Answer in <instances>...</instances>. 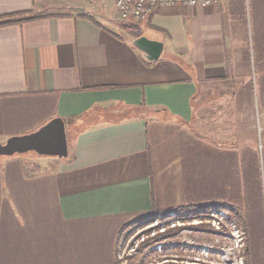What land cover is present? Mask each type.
Returning <instances> with one entry per match:
<instances>
[{
	"label": "crops",
	"instance_id": "obj_1",
	"mask_svg": "<svg viewBox=\"0 0 264 264\" xmlns=\"http://www.w3.org/2000/svg\"><path fill=\"white\" fill-rule=\"evenodd\" d=\"M113 1L0 0V18L36 17L0 26V142L58 117L68 146L65 158L0 156V264H114L126 224L209 204L237 210L254 264L258 142L207 143L194 119L202 93L226 86L218 99L247 94L243 111L252 102L264 120V0L159 7L133 29ZM138 36L162 42L157 60Z\"/></svg>",
	"mask_w": 264,
	"mask_h": 264
},
{
	"label": "rangeland",
	"instance_id": "obj_2",
	"mask_svg": "<svg viewBox=\"0 0 264 264\" xmlns=\"http://www.w3.org/2000/svg\"><path fill=\"white\" fill-rule=\"evenodd\" d=\"M248 3L249 11L252 12V0ZM117 18L121 20L119 16ZM100 22L103 23L102 20ZM122 22L131 29L136 24L135 21ZM137 26L141 29L144 25ZM252 38L256 55L258 40L256 35H252ZM258 83V88H260L259 80ZM215 90L211 88L202 93L204 97L198 101L200 104L196 106L197 116L194 123L197 122L198 133H202L207 143L222 146L240 144L242 148H238V151L241 152L252 146L256 149L257 146L254 144L258 142L257 167L255 163L250 162L248 168L253 172H258V178L251 186L256 192L258 191L257 194L262 196L261 218L254 223L256 237H261L264 227V153L262 155V149L264 152V120L259 117L260 115H253L257 113V106L254 108L252 102L251 110L243 111V99L247 98V94L244 98H236L231 104L230 98L218 99L220 96L225 95L224 98L230 96L227 94L229 89L226 86H222L218 96L214 94ZM209 96L216 98L208 99ZM258 107L260 111L264 108L261 100L258 101ZM235 110L237 112L233 114ZM242 113L244 115H241ZM247 113L249 115H246ZM236 118H239L238 124H236ZM18 155L37 156L35 158L38 159V155L32 152ZM233 161L236 163L234 158ZM219 162L222 164L223 175L229 174L230 154H223ZM233 209L235 208L229 205L209 204L183 207L171 213L161 212L138 217L120 229L116 240L114 264H234L238 256L245 264V257L248 256L246 255L245 235H242L243 246L239 254L237 256L236 253L230 254L234 244L232 234H235V230H239L240 235L242 231L238 226L231 225L234 222L239 223L237 210ZM252 209L257 218L258 206H253ZM155 221L158 222L157 225ZM171 223H175V227H167L164 232L156 234L154 239L150 236V233L159 229L158 225L166 226ZM142 237L147 238L143 242L139 241L140 244L135 247L136 240ZM253 249L254 264H264V241L260 240L259 243L253 245Z\"/></svg>",
	"mask_w": 264,
	"mask_h": 264
},
{
	"label": "water",
	"instance_id": "obj_3",
	"mask_svg": "<svg viewBox=\"0 0 264 264\" xmlns=\"http://www.w3.org/2000/svg\"><path fill=\"white\" fill-rule=\"evenodd\" d=\"M133 46L145 54L149 61L160 57L163 44L146 36L135 37ZM35 153L39 156L65 158L68 154L65 123L61 118H53L37 130L9 137L4 143L0 142V156H13Z\"/></svg>",
	"mask_w": 264,
	"mask_h": 264
},
{
	"label": "built area",
	"instance_id": "obj_4",
	"mask_svg": "<svg viewBox=\"0 0 264 264\" xmlns=\"http://www.w3.org/2000/svg\"><path fill=\"white\" fill-rule=\"evenodd\" d=\"M217 0H114V8L119 15L120 19L123 21H135L142 22L146 21L149 16L153 13L156 8L159 7H170L175 5H184V6H209L211 4L216 3ZM171 213V211L166 212ZM157 225L158 222L155 221ZM160 226L156 232L150 233V236L153 238L156 234L162 233L165 231L167 227H175V223H171L169 225H158ZM242 233L239 230H235V234H232L233 239V249L230 254H239L240 248L243 246V238ZM147 237H142L139 240H136L134 246H138L140 242L145 241ZM154 239V238H153ZM140 241V242H139ZM237 260L234 264H243L240 256L236 257Z\"/></svg>",
	"mask_w": 264,
	"mask_h": 264
},
{
	"label": "trees",
	"instance_id": "obj_5",
	"mask_svg": "<svg viewBox=\"0 0 264 264\" xmlns=\"http://www.w3.org/2000/svg\"><path fill=\"white\" fill-rule=\"evenodd\" d=\"M19 13H15L11 16H7V17H2L0 18V26H3V25H7V24H11V23H17V22H26V21H29V20H32L36 17H23V18H20V19H14V17L16 15H18ZM157 212L154 210L150 213V215H155ZM247 255V254H246ZM248 260H247V256L245 257V264H247Z\"/></svg>",
	"mask_w": 264,
	"mask_h": 264
}]
</instances>
